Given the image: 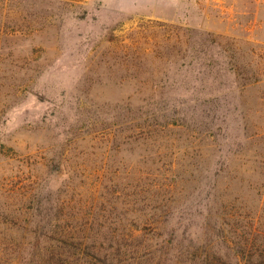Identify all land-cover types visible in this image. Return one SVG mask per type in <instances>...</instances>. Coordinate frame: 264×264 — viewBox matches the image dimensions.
<instances>
[{"label":"rangeland","instance_id":"374dc122","mask_svg":"<svg viewBox=\"0 0 264 264\" xmlns=\"http://www.w3.org/2000/svg\"><path fill=\"white\" fill-rule=\"evenodd\" d=\"M232 59L262 83L238 91ZM256 145L264 0H0V264H61L37 262L173 190L191 205Z\"/></svg>","mask_w":264,"mask_h":264},{"label":"trees","instance_id":"16d2710c","mask_svg":"<svg viewBox=\"0 0 264 264\" xmlns=\"http://www.w3.org/2000/svg\"><path fill=\"white\" fill-rule=\"evenodd\" d=\"M231 61L239 68L233 72L241 88L238 91L262 83L260 71L252 63ZM216 152L221 156L219 149ZM244 155L242 165L226 175L218 162L214 165V178L224 175L229 179L223 190L216 192V185H210L206 196L188 206L173 200V190L169 202L157 199L150 205L143 201L139 216L132 220L102 221L96 217L86 226L98 225V235L92 229L87 233L76 229L60 237L65 246H58V251L41 252L37 263L264 264V152L256 145L251 154ZM231 181L254 192L256 202L231 191ZM176 211L178 216L173 217ZM135 222L150 226V231L133 233ZM104 224L110 229L116 224L128 232L100 233Z\"/></svg>","mask_w":264,"mask_h":264}]
</instances>
